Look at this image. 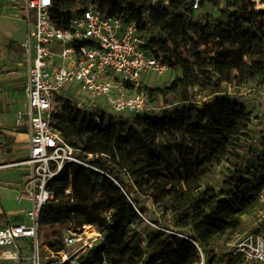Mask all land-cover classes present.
<instances>
[{
	"label": "trees",
	"instance_id": "1",
	"mask_svg": "<svg viewBox=\"0 0 264 264\" xmlns=\"http://www.w3.org/2000/svg\"><path fill=\"white\" fill-rule=\"evenodd\" d=\"M52 2V19L63 28L88 3L124 24L136 22L146 35L143 48L161 54L162 62L180 68L182 76L165 88H137L160 107L127 120L59 99L53 127L75 156L95 169L71 163L52 180L54 200L41 211L40 229L94 225L105 233L107 248L115 250L107 256L115 264H195L199 255L190 241L161 230L144 234L134 226L144 223L137 212L145 214L139 199L149 195L162 216L172 217L169 229L205 250L237 229L240 218L259 204L264 164L242 167V152L250 140L249 117L241 104L222 95V84L240 87L264 80V0H208L203 7L224 5L217 15L201 16L189 0ZM193 40L194 50L175 60L171 49L182 50ZM194 89L208 98L198 103ZM221 163L234 170L226 179V194L201 185ZM69 188L72 192L66 194ZM86 189L103 192L106 200L91 199ZM52 248L64 250L62 245ZM103 258V248H97L76 264H99Z\"/></svg>",
	"mask_w": 264,
	"mask_h": 264
},
{
	"label": "built area",
	"instance_id": "2",
	"mask_svg": "<svg viewBox=\"0 0 264 264\" xmlns=\"http://www.w3.org/2000/svg\"><path fill=\"white\" fill-rule=\"evenodd\" d=\"M189 1L197 13L208 0ZM52 8V0H21L19 9L27 28L21 45L27 60L24 89L27 108L20 115L28 123L29 152L23 160L0 165V169L23 167L24 179L0 185L12 189L17 202L26 200L29 208L24 213L25 221L14 223L8 219L0 226V264H22V241L33 251L31 264H43L39 244L40 214L54 200L50 183L71 163L95 169L80 161L53 127L60 113L59 99L76 106L89 102L93 108L98 100L104 102L114 116L150 115L159 107L135 91L143 86L142 75H162L173 70L162 62L161 54L157 56L143 48L147 43L146 35L136 22L124 24L118 17L104 16L95 5L88 3L80 14L70 18L68 27L63 28L53 21ZM65 193L70 192L67 189ZM137 212L153 230L190 241L199 255L195 264H264V231L245 235L221 254L216 248L205 250L189 236L154 224ZM63 232L64 247L73 251L50 252L47 264H76L78 258L97 248H103L104 255L99 264H115L107 259L110 255L106 254V235L96 226L66 227ZM140 264H146L145 260Z\"/></svg>",
	"mask_w": 264,
	"mask_h": 264
},
{
	"label": "rangeland",
	"instance_id": "3",
	"mask_svg": "<svg viewBox=\"0 0 264 264\" xmlns=\"http://www.w3.org/2000/svg\"><path fill=\"white\" fill-rule=\"evenodd\" d=\"M224 3L221 2L220 6H223ZM257 8H261L262 5L259 2L255 3ZM219 6V7H220ZM219 7L205 6L199 12H197L198 16H201L203 13H210L213 15H217L219 11ZM11 11L10 15L6 20V29L7 35L9 38L17 41L18 43L25 38V28L22 22L14 15ZM0 43L2 39H0ZM193 40L188 46L184 47L182 50L171 49L172 54L174 55V59L178 60L182 56H188L190 52L194 50ZM159 47H157L158 49ZM182 72L180 68H175L172 71L159 74H144L142 75V85L148 88H165L169 86L175 79L181 78ZM223 96L228 97L231 100L236 101L238 104H241L246 114L249 117V130H250V140L247 144V147L242 152L243 156V165L245 167L247 165H251L254 167L262 166L264 164V80L263 79H255L243 86L236 87L231 84L224 83L222 84ZM194 99L198 103L204 102L208 97H204L205 94L198 92L196 89L191 90ZM75 99V98H74ZM93 105L91 103H87L84 106H76V108H80L83 110L89 109L92 111L98 110L99 112H104L107 115H112L111 110L105 106L104 102L95 101ZM156 107H160V104L155 103ZM23 109V104H19L16 106V112L18 110ZM0 116H2V111L0 109ZM124 120H127L128 117H121ZM20 142V141H19ZM18 142V143H19ZM27 138L22 137V144H25L21 147V145H16L14 150H22L23 153L27 151ZM13 145V140L10 137H0V150H12L11 146ZM2 153V152H1ZM0 153V165H6L9 162L4 161V157ZM18 153H22L18 151ZM22 153V155H24ZM25 159V158H23ZM62 172V171H61ZM234 173V170L227 164L221 163L215 165L213 169L204 177L202 180V187L209 188L213 190L216 194H226L230 191V187L226 183V179L229 178ZM15 176L11 171L0 170V182L1 185L4 183L12 184L15 181ZM0 185V226L5 222V220L11 222H20L19 218L25 212V209L28 207L26 201H15V192L12 189ZM69 192H72V189H68ZM85 193L88 196L96 200L97 202H104L106 197L103 192H98L97 190L86 189ZM140 206L143 210H145L144 216L150 222L163 226L170 227L172 226V217L167 214L162 216L161 209H158L153 205L149 195H142L139 199ZM138 228L142 233L148 234V232L152 229L150 225L147 223H136L134 225ZM63 226H54V227H42L39 232V244L42 256V263L47 264L48 261L46 257L50 256V252H54L55 250L52 246L62 245L65 251L71 253L73 250L64 247L63 245ZM256 230L264 231V191L262 192V196L260 198L259 204L256 208L248 215H244L240 218V226L237 229L229 230L224 236L219 237L215 240V246L221 254L226 252L233 244L242 240V238L252 233ZM21 249L23 251L24 260L22 264H31L30 257L33 253L32 249L28 246L27 242H20ZM212 249V248H209ZM115 253L114 249L106 250V254L113 256Z\"/></svg>",
	"mask_w": 264,
	"mask_h": 264
},
{
	"label": "crops",
	"instance_id": "4",
	"mask_svg": "<svg viewBox=\"0 0 264 264\" xmlns=\"http://www.w3.org/2000/svg\"><path fill=\"white\" fill-rule=\"evenodd\" d=\"M20 5L21 0H0V39L3 42L0 43V109L2 111V116H0V137H10L13 140L12 150H0V153L2 152L4 161H8V164L23 160L29 152L28 123L26 118L20 115L27 108L24 93L27 78V60L21 48L22 43L26 39L27 28L19 16ZM11 11L25 28V38L19 43L5 35L7 33L5 24ZM19 104H23V109L16 112V106ZM24 136L27 138L26 153H23L22 150H14L16 145H21V147L25 145L22 144V137ZM18 151H21L24 155L18 153ZM0 170L11 171L15 176L14 183L21 182L26 174L23 167H9ZM27 204V208H29V203L27 202ZM24 213L19 217L21 221H25ZM108 250H111V248H108Z\"/></svg>",
	"mask_w": 264,
	"mask_h": 264
}]
</instances>
